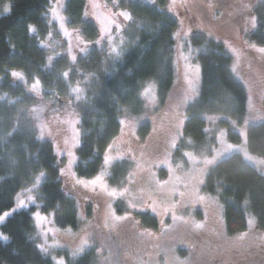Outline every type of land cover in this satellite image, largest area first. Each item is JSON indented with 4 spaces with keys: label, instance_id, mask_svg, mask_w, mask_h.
Listing matches in <instances>:
<instances>
[{
    "label": "trees",
    "instance_id": "obj_1",
    "mask_svg": "<svg viewBox=\"0 0 264 264\" xmlns=\"http://www.w3.org/2000/svg\"><path fill=\"white\" fill-rule=\"evenodd\" d=\"M50 2L0 0V216L14 207L16 198L31 191L39 210L51 215L56 227L77 230L76 204L62 191L53 148L38 139L29 116L39 102L29 86L39 82L42 99L55 103L50 105L54 112L69 105L77 115L80 145L75 170L78 176L91 178L102 169L104 152L119 134L121 120L140 121L145 115L143 88L154 84L160 103L167 100L176 82L173 56L178 22L168 11V0L155 4L124 1L130 20L123 52L114 58L92 49L72 67L57 51L60 45L49 15ZM64 10L67 22L78 26L86 40L98 37L95 24L86 15L85 0H65ZM253 17L254 27L245 38L264 47V0L255 5ZM189 48L200 67V84L196 99L186 109L181 141L195 153L204 152L207 146L212 152L209 124L217 123L228 132L230 122L241 125L248 114L247 93L234 77L233 57L222 43L194 32ZM13 73L21 78L16 80ZM75 85L84 93L74 104L69 91ZM150 128V121L142 124L138 136L145 138ZM229 138L234 142L241 139L233 132ZM246 141L252 154L264 155V120L247 129ZM125 171L121 163L114 164L110 183L119 185L114 177ZM202 191L222 207L226 235L245 231L249 218L256 221L258 231L264 229V178L239 155L212 166ZM36 208L14 212L0 225V264H53L37 245L31 216ZM146 219L153 228L157 226L153 217L143 216ZM66 264H99L98 250L90 247L77 258H67Z\"/></svg>",
    "mask_w": 264,
    "mask_h": 264
},
{
    "label": "rangeland",
    "instance_id": "obj_2",
    "mask_svg": "<svg viewBox=\"0 0 264 264\" xmlns=\"http://www.w3.org/2000/svg\"><path fill=\"white\" fill-rule=\"evenodd\" d=\"M50 1L49 15L55 26L56 43L60 45L57 51L67 57L72 67L92 49L103 50L117 58L124 50V33L130 20L122 3L156 2L85 0L86 15L98 31V37L88 41L78 26L67 22L65 0ZM259 1L168 0V11L178 22L173 89L165 103H160L154 84L143 88L141 99L146 107L145 115L140 121L121 120L119 134L104 152L102 169L91 178H82L75 170L80 145L77 115L69 105L62 112H54L50 105L55 106V103L45 102L39 82H32L29 91L39 102L29 116L38 139L53 148L62 191L76 204L79 227L77 230L56 227L52 216L39 210L31 191L16 198L14 207L0 216V225L14 212L36 206L31 216L37 245L53 264H66L67 258H77L90 247L98 250L99 264H196L195 253L186 245L192 239L209 234L219 241L224 264L233 262L236 256L244 257L248 241H254L255 247L258 242V247L264 249V229L258 231L253 218L247 219L245 231L226 235L222 207L202 191L212 166L233 154L239 155L264 178V155L252 154L246 141L247 129L264 120V52L259 51L264 47L255 46L245 38L254 27L253 10ZM194 32L225 46L233 57V75L247 93V117L241 125L230 122L229 132L240 135V141H232L227 129L211 123L207 131L212 138H209L210 144H214L212 152L207 146L204 152L195 153L188 143L181 141L186 109L196 99L200 84V67L189 48ZM17 74L15 79L19 80L21 77ZM83 93L75 85L69 96L75 104ZM148 121L151 122L150 131L145 138H140L138 127ZM116 163L126 169V173L114 177L119 185L110 183L111 167ZM143 216L153 217L157 226L153 228L151 220H143ZM183 247L187 253L179 250ZM200 264L205 263L201 261Z\"/></svg>",
    "mask_w": 264,
    "mask_h": 264
},
{
    "label": "flooded vegetation",
    "instance_id": "obj_3",
    "mask_svg": "<svg viewBox=\"0 0 264 264\" xmlns=\"http://www.w3.org/2000/svg\"><path fill=\"white\" fill-rule=\"evenodd\" d=\"M213 238L215 239L214 241ZM195 239L188 241L186 247L190 252L195 253L194 261H197L196 264H200L201 261H204L205 264H224V261L220 256V253H222V248H220L221 245L214 235L209 234L204 238L200 237L198 240ZM253 244L254 241H248L246 255L242 258H238V256H236L233 258L235 261H229L228 264H264V249L258 247V242L256 243L257 247ZM179 250L187 253V249L185 247L179 248ZM239 260L242 261L238 262Z\"/></svg>",
    "mask_w": 264,
    "mask_h": 264
},
{
    "label": "snow or ice",
    "instance_id": "obj_4",
    "mask_svg": "<svg viewBox=\"0 0 264 264\" xmlns=\"http://www.w3.org/2000/svg\"><path fill=\"white\" fill-rule=\"evenodd\" d=\"M259 51L264 52V49H259ZM13 75H18L17 73H13ZM0 219H2V217H0ZM197 227H199V225H197Z\"/></svg>",
    "mask_w": 264,
    "mask_h": 264
}]
</instances>
